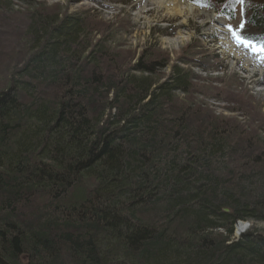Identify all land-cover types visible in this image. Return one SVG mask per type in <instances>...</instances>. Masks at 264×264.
<instances>
[{
	"label": "trees",
	"instance_id": "obj_1",
	"mask_svg": "<svg viewBox=\"0 0 264 264\" xmlns=\"http://www.w3.org/2000/svg\"><path fill=\"white\" fill-rule=\"evenodd\" d=\"M241 3L246 36L264 47V0ZM86 22L34 16L30 54L0 90V254L12 264H264L259 232L228 241L238 220H264L257 141L176 102L193 86L181 64L164 80L151 74L165 57L117 70ZM88 177L96 187L70 197ZM136 207L166 212L164 224L179 217L190 239L146 218L133 226ZM104 227L112 252L97 246Z\"/></svg>",
	"mask_w": 264,
	"mask_h": 264
},
{
	"label": "rangeland",
	"instance_id": "obj_2",
	"mask_svg": "<svg viewBox=\"0 0 264 264\" xmlns=\"http://www.w3.org/2000/svg\"><path fill=\"white\" fill-rule=\"evenodd\" d=\"M207 1L221 7L224 0ZM194 5L195 14L185 17L186 14L168 13L165 7L157 5V8L147 0H0V90L8 87L15 70L24 65L30 46L26 35L34 16L80 14L87 21L91 46L103 45L110 55H116L117 70L128 69L127 64L139 60L146 63L151 58L165 57L168 64L158 66L151 74L155 80H164L174 63L186 60L187 64L182 67L191 75L193 86L186 92L178 90L176 102L188 111L191 108L193 112L189 113H198L199 119L215 118L228 123V130L234 136L249 135L257 141L254 157L263 162L264 51L259 49L254 56L241 47L234 52L223 45L224 41L231 40L243 47V39L233 35L242 25L239 10V16L231 20L214 10ZM203 11L214 15V20L206 19ZM177 38L183 41L175 46L173 41ZM240 51L247 56L238 58L235 53ZM248 58L252 60L251 65H246ZM112 74L118 75L117 71ZM78 184L70 197L76 198L96 187L95 179L89 177L81 178ZM158 208L165 209L164 202ZM158 208L146 213L137 208L136 218H146L145 222L155 227L167 225L179 237L190 239L179 217L174 216L171 223L164 224L167 214L158 213ZM244 222L246 227L241 229ZM247 229L264 232V220H238L228 241L236 240ZM216 233L227 237L225 229L219 228Z\"/></svg>",
	"mask_w": 264,
	"mask_h": 264
},
{
	"label": "bare ground",
	"instance_id": "obj_3",
	"mask_svg": "<svg viewBox=\"0 0 264 264\" xmlns=\"http://www.w3.org/2000/svg\"><path fill=\"white\" fill-rule=\"evenodd\" d=\"M147 1L153 2V5H156L157 8H158V6L161 7V8L165 7V9H166V11L168 13L178 14V15H184V14H186L185 17H187L188 14H195V12L197 11V9L195 8V6H193V4H191L188 0H147ZM203 14L205 15L206 19L214 20V16L211 15L210 13L203 11ZM182 41H183V39L177 38V39H175L173 41V45L176 46V45H178ZM223 45H225V46L227 45L228 47L231 46L227 40L223 42ZM248 48L250 49V47H248ZM230 49L231 50H234V48H230ZM28 55H29V52H28ZM28 55H27L26 59L28 58ZM250 63H251V59H249V58L246 59V65H249ZM262 160L264 162V158H262ZM225 211H228V209L226 208ZM129 220H130V223L133 224V226H138L140 224L139 223L140 219H133V220L132 219H129ZM143 223L149 224V222H145V221ZM245 227H246V223L244 222V223L241 224V227L240 228L241 229H244ZM103 229H104V235H103V237L101 239H99L97 241V246L99 247V250L101 249L100 251H102V253L112 252V247H108V244L111 243L109 241V237H112V228H109L108 231L106 230V227H104ZM245 232H254V233H256L257 231H251V230H248L247 229V231H245ZM245 232H243V233H245ZM243 233H241L239 235V237ZM259 233H260V235L264 236V232H259ZM21 257H22V260H24V262H28L27 261L28 260V255H26L25 252H23V254L21 255ZM0 264H12V263L10 261H8L6 258H4L0 254Z\"/></svg>",
	"mask_w": 264,
	"mask_h": 264
},
{
	"label": "snow or ice",
	"instance_id": "obj_4",
	"mask_svg": "<svg viewBox=\"0 0 264 264\" xmlns=\"http://www.w3.org/2000/svg\"><path fill=\"white\" fill-rule=\"evenodd\" d=\"M241 27H243V26L241 25ZM233 35H234L238 40L242 39V37H241V35H240V33H239L238 31H233Z\"/></svg>",
	"mask_w": 264,
	"mask_h": 264
}]
</instances>
